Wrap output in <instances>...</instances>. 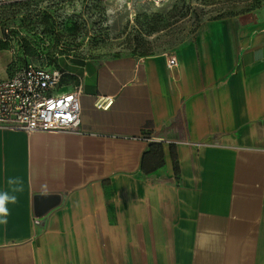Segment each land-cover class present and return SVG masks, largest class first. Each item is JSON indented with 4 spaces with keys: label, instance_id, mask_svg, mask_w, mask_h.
<instances>
[{
    "label": "crops",
    "instance_id": "crops-1",
    "mask_svg": "<svg viewBox=\"0 0 264 264\" xmlns=\"http://www.w3.org/2000/svg\"><path fill=\"white\" fill-rule=\"evenodd\" d=\"M64 69L83 134L0 129V190L24 182L0 264H263L264 5L168 53Z\"/></svg>",
    "mask_w": 264,
    "mask_h": 264
},
{
    "label": "rangeland",
    "instance_id": "rangeland-1",
    "mask_svg": "<svg viewBox=\"0 0 264 264\" xmlns=\"http://www.w3.org/2000/svg\"><path fill=\"white\" fill-rule=\"evenodd\" d=\"M263 5L264 0H38L0 7V35L4 37V29L12 33L8 41L0 40V53L6 54L1 67L11 76L28 59L46 65L60 60L65 68L74 58L168 53L192 39L207 21ZM25 38L32 41L34 53ZM58 49L64 50L60 57L54 55Z\"/></svg>",
    "mask_w": 264,
    "mask_h": 264
},
{
    "label": "built area",
    "instance_id": "built-area-1",
    "mask_svg": "<svg viewBox=\"0 0 264 264\" xmlns=\"http://www.w3.org/2000/svg\"><path fill=\"white\" fill-rule=\"evenodd\" d=\"M19 1L0 0V7ZM146 1L163 4L168 0ZM177 65V56L168 54V66ZM65 75L60 68L30 62L1 79L0 129L83 134L80 104L83 87L78 83L71 90L61 91ZM112 101L102 97L96 101V106L108 108Z\"/></svg>",
    "mask_w": 264,
    "mask_h": 264
},
{
    "label": "clouds",
    "instance_id": "clouds-1",
    "mask_svg": "<svg viewBox=\"0 0 264 264\" xmlns=\"http://www.w3.org/2000/svg\"><path fill=\"white\" fill-rule=\"evenodd\" d=\"M5 182L8 185V190H0V225L6 226L8 217L11 215L8 205L18 202L16 193L23 192L24 182L20 177H8Z\"/></svg>",
    "mask_w": 264,
    "mask_h": 264
},
{
    "label": "trees",
    "instance_id": "trees-1",
    "mask_svg": "<svg viewBox=\"0 0 264 264\" xmlns=\"http://www.w3.org/2000/svg\"><path fill=\"white\" fill-rule=\"evenodd\" d=\"M38 0H21V1H19V2H16V3H12V4H8V5H5V6H3V7H6V6H19V5H21V4H26V5H33L35 2H37ZM46 15H49L48 13L46 14ZM4 37L1 39V41L2 42H6V41H8L10 38H12V33H10V32H6L7 31V29H4ZM26 39V38H25ZM26 43L28 44V47L30 48V50L34 53L35 51H33V48L34 49H36L35 48V46L32 44V41H30V40H28V39H26ZM38 51V50H37ZM61 51H64L63 49H58L57 51H54V55L56 56V57H60V52ZM37 53V52H36ZM38 54H39V56H42V53H40L39 51H38ZM147 55H149V54H147ZM60 61V60H59ZM59 61H58V64L57 65H53V64H50V65H46V64H38V65H45V66H53V67H57V68H60V69H62V70H64L65 71V69L64 68H62L60 65H59ZM30 62H33L32 60H30V59H28V60H25V62H23V63H21L22 65L21 66H19L18 68H17V70L19 69V68H21L22 66H24V65H26V64H28V63H30ZM35 64H37V63H35ZM16 70V71H17ZM15 71V72H16ZM14 72V73H15ZM66 72V71H65ZM13 73V74H14ZM12 74V75H13ZM67 76V72H66V75H65V77ZM65 81V78H64V80H63V82ZM152 151H153V149H151V151L150 152H148L146 155H145V157H144V160H143V171H145L146 173H149L150 171H152L153 170V168H150L149 166H148V161L152 158V157H154L153 156V153H152ZM157 157V156H156ZM178 171H179V169H178V166L177 165H175V172L176 173H178Z\"/></svg>",
    "mask_w": 264,
    "mask_h": 264
},
{
    "label": "water",
    "instance_id": "water-1",
    "mask_svg": "<svg viewBox=\"0 0 264 264\" xmlns=\"http://www.w3.org/2000/svg\"><path fill=\"white\" fill-rule=\"evenodd\" d=\"M47 198L51 199V200H55V198L57 199V197H54V196H48ZM41 199H42V197L37 198V205H38L39 200H41Z\"/></svg>",
    "mask_w": 264,
    "mask_h": 264
}]
</instances>
